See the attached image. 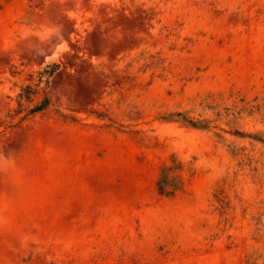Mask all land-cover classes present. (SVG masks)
Returning a JSON list of instances; mask_svg holds the SVG:
<instances>
[{
  "label": "rangeland",
  "instance_id": "1",
  "mask_svg": "<svg viewBox=\"0 0 264 264\" xmlns=\"http://www.w3.org/2000/svg\"><path fill=\"white\" fill-rule=\"evenodd\" d=\"M0 264H264V0H0Z\"/></svg>",
  "mask_w": 264,
  "mask_h": 264
},
{
  "label": "trees",
  "instance_id": "2",
  "mask_svg": "<svg viewBox=\"0 0 264 264\" xmlns=\"http://www.w3.org/2000/svg\"><path fill=\"white\" fill-rule=\"evenodd\" d=\"M57 67V64H46L43 66L42 69L36 72V78H35V86H37L39 83L43 82V84L47 83V78L53 73L55 68ZM32 88L29 84H24L22 87H20L19 92L17 93V98L20 101L30 102L32 98L30 97L32 95ZM52 102H50V99L44 94L42 95L32 106H24L21 109L25 111V115L28 114H34L37 112H42L46 110L49 106H52ZM53 110L57 111L56 108H53ZM180 120L182 122H185L189 125H195V122H192L191 120H188L184 118L183 116H180ZM173 163V161H172ZM176 168V165L173 163L169 167H163L162 173L159 177V179L156 182V191L158 194L169 196L171 195L174 190L176 189L175 186H170V182L168 179V171L174 170Z\"/></svg>",
  "mask_w": 264,
  "mask_h": 264
}]
</instances>
